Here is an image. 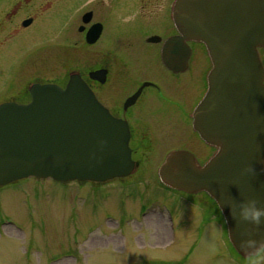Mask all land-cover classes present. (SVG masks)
I'll return each instance as SVG.
<instances>
[{"label":"water","instance_id":"95a60500","mask_svg":"<svg viewBox=\"0 0 264 264\" xmlns=\"http://www.w3.org/2000/svg\"><path fill=\"white\" fill-rule=\"evenodd\" d=\"M174 18L185 29L186 49L189 41L204 44L212 63L193 129L216 152L200 165L190 151L174 150L159 180L172 190L206 193L236 253L257 256L264 224L244 220L241 210L252 200L264 207V0H178ZM164 61L172 66L167 52ZM30 92L29 104L0 105V187L27 178L103 183L135 171L127 126L80 74L65 89L35 84Z\"/></svg>","mask_w":264,"mask_h":264},{"label":"flooded vegetation","instance_id":"af4514ba","mask_svg":"<svg viewBox=\"0 0 264 264\" xmlns=\"http://www.w3.org/2000/svg\"><path fill=\"white\" fill-rule=\"evenodd\" d=\"M177 1L0 0V105L29 104L33 85L65 88L70 76L78 73L99 103L129 130L136 168L131 176L116 179L119 184L155 161L156 157L151 158L155 151L163 154L159 167L174 150L190 151L204 165L216 149L194 131L193 113L207 91L212 63L202 43L189 41L190 49H186L185 29L174 18ZM57 17L68 20L64 49L81 50L78 66L71 67L74 61L69 58V69L61 76L53 73V66L39 64L37 57L48 48L36 45L41 36H53ZM171 40L178 45L168 49ZM164 52L171 67L164 61ZM260 54L264 65V50ZM49 57L53 60V52ZM172 191L200 198L191 203V210L182 204L183 214L196 213L197 228L216 220L218 213L226 228L221 211L206 193ZM179 205L174 209L158 205L172 225L178 224Z\"/></svg>","mask_w":264,"mask_h":264},{"label":"rangeland","instance_id":"374dc122","mask_svg":"<svg viewBox=\"0 0 264 264\" xmlns=\"http://www.w3.org/2000/svg\"><path fill=\"white\" fill-rule=\"evenodd\" d=\"M67 21L57 17L53 36L36 43L48 48L37 57L39 64L53 66L58 76L69 58L77 67L81 55L80 49H64ZM160 152L120 184L28 178L0 187V264H264V255L244 258L235 252L219 213L198 228L196 213L183 214L185 204L191 210L200 198L161 185ZM179 204L178 224L172 225L158 205Z\"/></svg>","mask_w":264,"mask_h":264},{"label":"clouds","instance_id":"9594fccd","mask_svg":"<svg viewBox=\"0 0 264 264\" xmlns=\"http://www.w3.org/2000/svg\"><path fill=\"white\" fill-rule=\"evenodd\" d=\"M242 218L246 221L256 224L257 226L264 224V207H261L256 200L248 202L241 210ZM264 242H261L260 247L256 250L264 255Z\"/></svg>","mask_w":264,"mask_h":264}]
</instances>
